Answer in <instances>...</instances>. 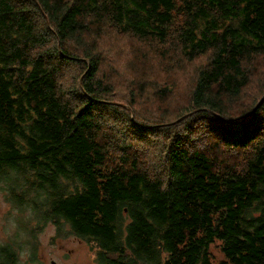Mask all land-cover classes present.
<instances>
[{"label": "trees", "instance_id": "1", "mask_svg": "<svg viewBox=\"0 0 264 264\" xmlns=\"http://www.w3.org/2000/svg\"><path fill=\"white\" fill-rule=\"evenodd\" d=\"M112 35L132 54L172 45L192 67L183 105L114 102L117 82L141 90L107 58ZM258 55L264 0H0V173L47 192L92 264H213L215 240L219 264H264V83L244 96Z\"/></svg>", "mask_w": 264, "mask_h": 264}, {"label": "rangeland", "instance_id": "2", "mask_svg": "<svg viewBox=\"0 0 264 264\" xmlns=\"http://www.w3.org/2000/svg\"><path fill=\"white\" fill-rule=\"evenodd\" d=\"M115 35L108 37V40L104 43L105 52L107 58L118 66H124V76L129 79H133L135 77L138 78L133 83L130 90L140 89L139 94H131L127 91L130 86L129 83H121L114 85L117 95V100L114 102L119 103L124 108L128 109V111L132 115V109L136 114H145L142 110H147L150 108L151 112H154L152 102L159 101L164 99L165 104L170 105H183L187 95H184L182 91L190 85L188 83L189 74L191 73V69H187L186 66L182 68L179 67V63L176 60H179V54L176 52V49L172 47V45L167 44L162 48L159 47L155 42L153 43V47L155 48L154 53H150L147 51L146 47L142 44H138L137 42H131L135 44V52L133 49V54L128 46L130 43V39H126V37L121 36L120 40L117 42L110 41L111 38H114ZM146 45H149L146 44ZM127 46L129 50L127 49ZM117 47L121 49L118 50ZM113 54V55H112ZM144 57V59H143ZM207 58V57H206ZM205 57H201L198 61L205 60ZM129 59V60H128ZM132 59H136L133 60ZM175 61V63L173 62ZM196 61V62H198ZM110 62V63H111ZM125 62V63H124ZM134 64L135 67L131 65ZM255 70L249 74V82L250 83L246 87V93L244 94L245 100L250 101L252 103L253 99H256L260 93V84L264 83V55H258V59L255 61ZM175 65V68L171 70L170 73L165 74L162 69L166 66ZM195 66V64H193ZM163 66L162 68H160ZM118 67V68H120ZM135 71V72H134ZM132 72V73H131ZM186 73L188 75H186ZM140 75L146 76L144 79L140 77ZM122 78V80H126V78ZM167 78V80H165ZM173 80L177 83H174ZM261 80V83H260ZM142 81V82H140ZM164 81L165 83H162ZM142 83V84H141ZM141 84V85H140ZM166 84V85H165ZM258 84V86H257ZM165 89L166 92L163 93L162 90ZM170 89H174L177 93H174L172 96L166 97L168 95V91ZM245 92V90H244ZM156 96H155V95ZM243 95V94H242ZM141 101V103L133 102L134 98ZM142 107L144 109L139 108ZM124 114L123 111L118 112ZM158 113V112H154ZM128 116V114H126ZM114 121V122H113ZM176 123V120H174ZM106 124L115 125L119 128H124V132L127 133V125L125 120H122L120 114H116L111 118V122L107 121ZM104 125L105 128H108L107 125ZM125 124L126 126H122ZM106 131H102L105 133ZM130 132V131H128ZM118 146V145H117ZM17 175L22 181H26L29 187L38 188L36 182L33 181L26 174H18ZM20 198V197H18ZM36 233L39 237V244L37 245L35 255H34V264H92L94 261V253L91 250L90 246L86 243L85 240L79 238L71 232L69 225L63 220H58V222H52L49 219L47 214V208H43L41 213V219L36 224L35 228ZM211 262L213 264H219L221 260H224V254L221 251V243L215 240L211 243L209 247Z\"/></svg>", "mask_w": 264, "mask_h": 264}, {"label": "clouds", "instance_id": "3", "mask_svg": "<svg viewBox=\"0 0 264 264\" xmlns=\"http://www.w3.org/2000/svg\"><path fill=\"white\" fill-rule=\"evenodd\" d=\"M47 200L44 190L0 173V264H7L6 254L14 257V264H34L39 244L35 228Z\"/></svg>", "mask_w": 264, "mask_h": 264}, {"label": "bare ground", "instance_id": "4", "mask_svg": "<svg viewBox=\"0 0 264 264\" xmlns=\"http://www.w3.org/2000/svg\"><path fill=\"white\" fill-rule=\"evenodd\" d=\"M85 23V22H84ZM87 25V24H86ZM82 30H83V27H82ZM89 30V29H88ZM82 32H85V31H82ZM29 110V109H28ZM123 165V164H122ZM120 166V165H119ZM118 168V167H117ZM123 169H124V167H123ZM116 170V169H115ZM118 171V170H117ZM115 173H117V172H115ZM122 178V177H121ZM122 181V180H121Z\"/></svg>", "mask_w": 264, "mask_h": 264}]
</instances>
